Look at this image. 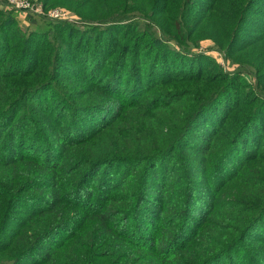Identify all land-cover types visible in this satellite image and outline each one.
I'll return each instance as SVG.
<instances>
[{
	"label": "trees",
	"instance_id": "trees-1",
	"mask_svg": "<svg viewBox=\"0 0 264 264\" xmlns=\"http://www.w3.org/2000/svg\"><path fill=\"white\" fill-rule=\"evenodd\" d=\"M193 2L114 7L160 28H95L91 53L85 35L63 49L51 22L0 45V264H264L258 0L224 18L228 53L257 51L254 85L189 50Z\"/></svg>",
	"mask_w": 264,
	"mask_h": 264
},
{
	"label": "rangeland",
	"instance_id": "rangeland-1",
	"mask_svg": "<svg viewBox=\"0 0 264 264\" xmlns=\"http://www.w3.org/2000/svg\"><path fill=\"white\" fill-rule=\"evenodd\" d=\"M21 1H27L29 8H23V5L17 6ZM127 1L131 0H0V13L5 16L6 14L12 16L14 13L16 15L13 17L12 25H9L0 35V45L5 43L8 47L15 43H23L30 33L35 31L37 24L43 22L53 23L56 29L55 38L64 39L62 40L64 41L63 49L72 47V43H78L85 35V40L81 41V44L85 43L87 53H91L95 46L94 42L98 41L104 33L95 32V28L105 31L110 27L108 33L113 31L122 36L124 27L126 31H131L132 25L135 24L150 26L155 31L160 28L158 18L147 16L146 10H143L140 5L121 14H115L114 7L125 5ZM218 1L219 5L216 3L214 9L210 10L211 0H194L191 9L193 20L190 21L189 27V31H193V39L190 40L189 50L193 52V55H199L203 68L214 69V72L219 73L238 72L247 83L254 85L257 66L253 59L257 57V51L252 56L228 53L227 25L224 18L228 7L233 5L235 0ZM252 9L256 16L246 24L245 31L248 33L258 26H264V0H258ZM2 19L0 17V20ZM80 31H84L82 35ZM96 34L97 38L94 37ZM173 49L179 50L177 47ZM141 54L144 53L141 52ZM66 57L69 56L64 55V58ZM85 60L91 63L90 57H86ZM68 65L77 71L76 74L82 73L80 68L69 63ZM48 103L53 106L54 112L61 107L59 103L56 104L52 100H48Z\"/></svg>",
	"mask_w": 264,
	"mask_h": 264
},
{
	"label": "built area",
	"instance_id": "built-area-1",
	"mask_svg": "<svg viewBox=\"0 0 264 264\" xmlns=\"http://www.w3.org/2000/svg\"><path fill=\"white\" fill-rule=\"evenodd\" d=\"M20 5H23V8H29V4L27 3V1H21V3L20 4H18L17 6H20ZM55 16H57V15H55Z\"/></svg>",
	"mask_w": 264,
	"mask_h": 264
}]
</instances>
